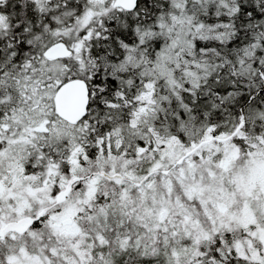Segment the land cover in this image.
<instances>
[{
    "label": "snow or ice",
    "instance_id": "obj_1",
    "mask_svg": "<svg viewBox=\"0 0 264 264\" xmlns=\"http://www.w3.org/2000/svg\"><path fill=\"white\" fill-rule=\"evenodd\" d=\"M0 264H264V0H0Z\"/></svg>",
    "mask_w": 264,
    "mask_h": 264
}]
</instances>
